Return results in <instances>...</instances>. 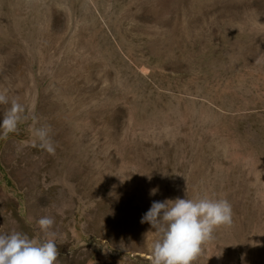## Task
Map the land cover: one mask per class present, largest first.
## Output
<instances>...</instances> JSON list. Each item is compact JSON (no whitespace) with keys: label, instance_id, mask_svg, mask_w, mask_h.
<instances>
[{"label":"rangeland","instance_id":"374dc122","mask_svg":"<svg viewBox=\"0 0 264 264\" xmlns=\"http://www.w3.org/2000/svg\"><path fill=\"white\" fill-rule=\"evenodd\" d=\"M0 93V233L151 264L154 201L227 199L193 264H264V0H0Z\"/></svg>","mask_w":264,"mask_h":264},{"label":"clouds","instance_id":"9594fccd","mask_svg":"<svg viewBox=\"0 0 264 264\" xmlns=\"http://www.w3.org/2000/svg\"><path fill=\"white\" fill-rule=\"evenodd\" d=\"M8 103L0 93V104ZM23 107L13 101L0 119V128L7 135L16 130ZM43 142L41 147L54 152L47 131L36 130ZM157 189L151 191L155 195ZM232 207L227 199H199L154 201L141 223H149L158 235L151 251V264H193L201 254L202 245L221 225H231ZM38 227L50 238L37 240L21 232L0 233V264H56L59 252L56 245L55 220L42 216Z\"/></svg>","mask_w":264,"mask_h":264}]
</instances>
